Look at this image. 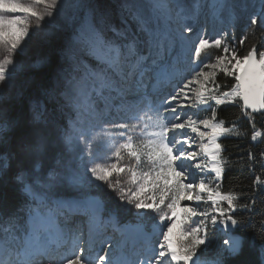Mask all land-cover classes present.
Listing matches in <instances>:
<instances>
[{
    "label": "snow or ice",
    "instance_id": "6c2138e0",
    "mask_svg": "<svg viewBox=\"0 0 264 264\" xmlns=\"http://www.w3.org/2000/svg\"><path fill=\"white\" fill-rule=\"evenodd\" d=\"M246 8L240 0H0V46L8 49L0 61V187L11 177L20 194L13 209L0 198V264H201L193 258L205 244L207 220L199 227L185 224L203 216L215 225L217 215L225 227L228 221L243 224L233 213L253 212L257 192L221 191L228 161L219 141L247 136L238 120L253 129L257 119L264 120V50L253 42L240 54L229 31L240 20L237 9ZM54 15L71 36L51 82L40 88L45 99L32 100L25 119L11 107L12 100L23 102L24 92L13 97L5 73L33 20L39 25ZM201 16L205 24L210 19L218 25L210 36L197 27ZM248 19L249 30L259 23L264 32V0ZM260 41L264 47V35ZM218 76L235 83L224 90ZM228 106H236L239 115L226 124L219 111ZM262 135L253 131L250 139ZM94 145L112 152L117 162L96 163ZM194 146L198 151H189ZM261 157L264 149L247 154L253 164ZM125 158L129 164L121 163ZM191 169L203 175L193 180ZM125 173L127 189L112 179ZM255 184L264 193V179ZM61 185L74 187L79 198H58ZM105 186L137 210L134 225L120 226L114 212L103 218L104 202L93 192ZM202 204L211 213L198 210ZM75 214L88 217L90 240L109 226L123 239L115 246L104 240L102 246L112 251L85 256L82 234L69 225ZM178 228L187 243L174 242ZM129 244L130 255L123 251ZM229 251L238 253L239 242Z\"/></svg>",
    "mask_w": 264,
    "mask_h": 264
},
{
    "label": "rangeland",
    "instance_id": "374dc122",
    "mask_svg": "<svg viewBox=\"0 0 264 264\" xmlns=\"http://www.w3.org/2000/svg\"><path fill=\"white\" fill-rule=\"evenodd\" d=\"M50 20L54 21V23L50 24L49 23ZM114 20L116 23H119L118 18H116L115 16H114ZM210 21L211 20L208 19L207 23L205 24V17L203 16V18H200L198 25H197V27H201V26L205 27L206 37L209 34V32L210 34H212L213 32V27L211 24H209ZM57 25H59V27ZM229 31H231L233 46L237 47V51L239 53H242L244 51V48L246 47L245 43L243 44L240 43L241 40H245V42H247L249 36L252 33H257L258 35H260V37L264 35V32H262L260 29L259 23L255 26H252L251 30H249V24L241 23L237 25L234 29H230ZM70 36H71V31L67 27H65L63 24V21L57 19L55 15L51 18L46 17L43 22H39V25H37V22L33 20V23L29 29L28 36L23 39L20 47L17 50H15V52L12 53L13 64L8 66V71L5 73L6 82L10 80L13 85L10 90V93L13 97H15V94L18 91H23L24 99L21 104H17L15 100H12L11 107L15 108V110L18 111L21 105H24L26 111L28 112L27 118L30 116V112H31L30 102L32 100L42 101L45 99L41 95L40 88L46 87L51 82L52 77L55 75L58 67L62 63L61 49H62V46L65 44L66 40ZM238 37H240L241 40H239ZM245 37H247V39H245ZM7 51H8L7 47L0 46V61H3ZM87 62L93 65L96 63L91 58H87ZM192 111H196V110L192 109ZM115 115L116 113L114 112L110 113L109 118L114 117ZM200 115L204 116L206 114L200 113ZM65 123H67V120H65ZM97 126H100V125L97 124ZM103 127L109 128L110 126L105 122ZM112 131L116 132L119 130L112 129ZM117 139L122 141L124 138L117 137ZM93 147L97 153L96 163H100L102 165H110L111 163L117 162L114 154L106 150L102 145H94ZM193 150L198 151L197 147L195 149L193 148ZM197 162L198 161H195L190 165H194ZM121 163L129 164L130 162L127 160V158H125V160L121 161ZM191 171H193L194 176H195V177L193 176L194 177L193 180L197 179L198 175H203L202 173L198 174L195 169H191ZM112 179L113 181L118 180L120 185L126 189L130 187L128 183V176L126 173L119 174V175L114 174ZM96 183H100V182H96ZM94 192H99L102 195V197H104L108 201H113L114 203L118 202L119 204H122L119 206L120 210L122 208L131 209V211H126V214L129 215L130 217L120 216L119 218L120 226H124L125 224H129V223L134 225L136 223V217L134 213L137 210H135L132 205H127L125 204L124 201L120 200L119 193L113 192L111 188H107L106 186L104 188V191H94ZM57 196L58 198H62L68 201L76 200L79 198V194L76 191V189L70 185H61L58 188ZM97 198L99 199L100 197L97 196ZM182 203H188L189 205H191V204H194L195 202H182ZM225 204L226 202H224L222 206H224ZM203 209H207L210 213L212 211V209L209 207L208 204H202L198 208V210H203ZM109 213L104 210L102 213L103 218L107 219ZM153 215L157 216V220L155 221V223H159L158 214H153ZM81 216L82 215L79 214L78 216L79 218L77 217V219L76 217H72V216L70 218V220H75L71 226L77 231L80 230L81 227L79 226H81L83 222L81 220ZM127 218L129 219L127 220ZM125 219L127 221H125ZM181 219H183L182 214H181ZM205 220H207V227L205 228V236H206L205 244L202 245L200 249H198L197 257H194L193 259L196 260L197 258H199L200 257L199 254H202V253L206 254V252H204L201 249H206L207 247H209V244L211 245V242L213 241L212 239L214 238L218 239L219 237L222 238V246L219 249L220 250L219 252L221 253V255L232 254L229 251V246L225 243V241L228 239V235H234L232 232L234 229H236L237 226L231 225L230 221H228L229 226L225 227V225L220 222L221 217H219L218 215H217V223L215 225L211 224L210 217L206 218L203 216H196V217H193L190 222L185 224L184 227L185 228H190L192 226L199 227L200 222H204ZM146 223L148 225V227L146 228V231L150 232L153 221L148 220ZM104 231L106 234L104 233V235L101 238V241H102L101 245H103L104 240H109L111 237L114 238L113 240H111L112 244L119 243L123 239L120 233L113 231L110 226L105 228ZM159 239L162 241V236H160ZM174 242H176L177 245L187 243L188 237L181 238L179 236V228H178L175 230V233H174ZM102 248L103 246H100L99 248L95 250L96 252L98 253L100 252V254H103L102 252L106 248H103V250ZM117 255H119V252L117 253ZM232 255H235V254H232ZM201 264H218V263L216 261H209V259H207L206 261L201 260Z\"/></svg>",
    "mask_w": 264,
    "mask_h": 264
},
{
    "label": "trees",
    "instance_id": "16d2710c",
    "mask_svg": "<svg viewBox=\"0 0 264 264\" xmlns=\"http://www.w3.org/2000/svg\"><path fill=\"white\" fill-rule=\"evenodd\" d=\"M255 37V41H254ZM239 40L240 37H238ZM255 42L258 50H264L260 41V35L252 33L248 41L245 42L243 54L247 51L248 45ZM218 82L221 83L224 90H229L230 84L234 85L233 78L218 76ZM13 114L17 112L21 113L25 119H27L28 112L24 105H21L18 111L13 108ZM239 115L238 108L236 106H228L227 110H220L219 117L224 118L226 124L228 121L235 120ZM237 124L242 133H247V136H230L224 137L220 140L225 151L224 156L228 161V165L225 168V178L221 183V191L225 194L240 195L241 193L248 192L249 189L255 188L256 195V207L253 212H248L243 209L233 213L234 218L243 220L242 225H237L235 233L242 239V245L240 251L235 254L221 255L219 252L222 246V238H214L206 249H201L206 254L200 255V261H216L218 264H264V193L259 191L260 186L255 184V179H264V168L261 167V162H264V157H261L254 164L248 161L247 154L250 149L259 154L261 149H264V135L259 140L252 141L250 139L253 131H260L264 134V120L257 119L255 121V129L250 122L246 119L237 121ZM256 146L253 148V146ZM94 195L99 196L100 200L104 202V208L106 211L114 212L118 219L122 217H130L126 214V209H119L118 202L108 201L99 192H94ZM0 198H3L9 209L15 208L20 203V194L12 183L11 177L6 186L0 187ZM243 198V197H241ZM226 207V204L224 205ZM120 214V215H119ZM129 218H127L128 220ZM125 219V221H127ZM124 221V222H125ZM213 251V252H212Z\"/></svg>",
    "mask_w": 264,
    "mask_h": 264
},
{
    "label": "bare ground",
    "instance_id": "6f19581e",
    "mask_svg": "<svg viewBox=\"0 0 264 264\" xmlns=\"http://www.w3.org/2000/svg\"><path fill=\"white\" fill-rule=\"evenodd\" d=\"M242 4H245V5H247V8H246V10H240V9H237V11H238V13H239V15H240V20H239V22L237 23V25H239V24H241V23H245V24H249V16H251V15H253L255 12H257L258 10H259V3H260V0H241L240 1ZM201 18H203V16H201ZM209 24H211L212 25V27H213V29H214V26L215 27H218V25H213V23H212V21H210L209 22ZM236 25V26H237ZM190 35V34H189ZM211 34H210V32H209V34L207 35V36H210ZM95 131H97V132H99L100 131V126H96V128L94 129ZM197 142H199V141H197ZM198 144V143H197ZM196 147L194 146V149H195ZM197 149H198V147H197ZM191 150H193V149H189V151H191ZM199 159L200 158H198V160L197 161H199ZM193 162H195V161H188L187 163L190 165V164H192ZM192 172V179H194V173H193V171H191ZM194 176V177H193ZM72 217H76V219H77V217L79 216V214H75V215H71ZM79 218V217H78ZM74 221L75 220H70L69 221V225L71 226L72 225V223H74ZM72 227V226H71ZM81 229V228H80ZM108 230V229H107ZM78 232H80L81 233V230H79ZM107 232V231H106ZM113 233V232H112ZM174 233H175V230H174ZM98 238V237H97ZM114 238L113 237H111L110 239H109V241L111 242V240H113ZM118 240V239H117ZM92 240H86V242H85V246H83V248H85V251H84V255L85 256H90V257H92V258H95L96 257V255H97V252H96V250H93V248H91V247H88L87 246V243L88 242H91ZM98 241H99V239H98ZM226 241H228V243H227V245L230 247V245H232L235 241H238L239 242V248H240V239H239V237H237L236 235H228V239L226 240ZM115 242V241H114ZM113 246H115V244H113ZM64 248V247H63ZM62 248V249H63ZM104 248H106V249H104V251H112V249H109V248H107V246H105ZM62 249L60 250V252H62ZM103 253V252H102Z\"/></svg>",
    "mask_w": 264,
    "mask_h": 264
}]
</instances>
